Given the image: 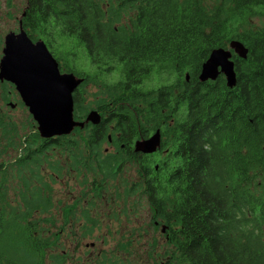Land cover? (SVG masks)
Returning <instances> with one entry per match:
<instances>
[{"label":"trees","instance_id":"obj_1","mask_svg":"<svg viewBox=\"0 0 264 264\" xmlns=\"http://www.w3.org/2000/svg\"><path fill=\"white\" fill-rule=\"evenodd\" d=\"M23 13L27 35L44 39L61 71L83 78L72 93L77 120L86 114L80 91L90 74L60 62L54 31L82 48L103 75L119 69L120 76L98 99L107 114L98 124L84 125L79 139L23 134L26 152L17 165L39 171L57 144L77 165V148L66 144L107 142L108 131L132 142L158 128L163 157L156 168H140L155 217L173 227L170 264H264V0H26ZM232 39L248 48L246 58L232 54L236 84L228 87L223 74L200 81L210 51ZM153 76L162 84L144 87ZM9 96L5 90L3 99ZM92 159L89 166L112 177L115 158ZM30 172L37 186L21 178L16 200L0 187V264H41L53 243L36 218L51 205L46 183Z\"/></svg>","mask_w":264,"mask_h":264},{"label":"rangeland","instance_id":"obj_2","mask_svg":"<svg viewBox=\"0 0 264 264\" xmlns=\"http://www.w3.org/2000/svg\"><path fill=\"white\" fill-rule=\"evenodd\" d=\"M25 4L26 0H0V57L4 36L11 30H17V19L20 17ZM125 22L126 18H123L122 23L125 24ZM52 37L54 38L52 43L54 54L64 66H74L80 70L83 76L90 74L88 75V79H90L86 81L80 91V93L83 92L85 113L94 109L98 111L100 116L106 117L107 114L99 110L100 102L98 99L105 94L106 84L114 83L119 79V69L103 75L95 66L90 64L83 49L76 47L70 38L60 37L56 31H54ZM41 40L44 41V39ZM162 82L163 80L158 76H153L144 84V87H158ZM9 83L4 84L0 81V170L3 169L6 172L4 174L0 173V182H2L0 187L4 189L2 185L5 184L6 196L14 197L16 200L22 196L21 193L17 192V190L20 192L22 189L21 178L27 177L30 180V186H37V182L33 180L35 176L30 170L38 172V177L46 183L45 191H48L51 195L49 196L51 205L45 211H36V218L40 217L43 220L40 222L42 228L46 232L51 231L54 238L50 248L46 250L47 253L45 252L41 264H85V261L93 262L100 252L106 255H114L116 259L122 263L125 262V264H131L128 262L130 256H134L135 260L139 261L138 264H160L174 250L172 233L170 229L162 230V226L166 222L157 217L155 218L154 213L144 200L139 202L136 195L120 198L119 194L122 193L120 191L122 187L112 180H109V182L112 181L111 185L108 188L106 187L107 194L105 198L98 199L96 196L94 197L92 195L94 194L93 189L89 188L88 182H86H90L93 176H87L84 172L82 174L75 172L67 174L60 169L67 162L66 156L62 158L59 167H57L60 172L56 171V174H58V177H56L50 166L58 158L52 150L46 153L48 158L41 161L39 171L33 166L20 168L17 165L18 158L26 152L21 145V136L23 138L25 136L23 134L37 131V124L28 112L27 107L21 102L16 90ZM5 90L10 93L6 101L3 99ZM9 102H12L13 106ZM108 126H110V123ZM3 129H10L12 135L8 136ZM79 130L81 129H75L72 132L75 139L80 138L81 132L85 133V131ZM152 131H149L147 135L151 134ZM107 134H111V131H108ZM115 135L112 137H115ZM10 139L16 143H10ZM133 140L132 143H134ZM106 150L111 151L110 146ZM157 161L154 160V162ZM55 164L57 165V163ZM125 166L124 174L130 178L135 176L138 179L135 190L143 191L140 172L136 176V163L128 161ZM84 192L89 199L94 201L88 207V213L95 222V227L89 234L84 232V220L81 215H78L77 211H74L73 215L70 212L68 213L67 218L70 219L69 221H62L58 217L54 221L55 224H58L56 227L49 224L53 221L54 215L60 210L59 207L54 205L53 200H75ZM116 192L119 193L115 195ZM132 205H136L133 213L122 211L123 207L130 208ZM108 218H111V220H108L109 226L105 224ZM91 243L94 245H90Z\"/></svg>","mask_w":264,"mask_h":264},{"label":"water","instance_id":"obj_3","mask_svg":"<svg viewBox=\"0 0 264 264\" xmlns=\"http://www.w3.org/2000/svg\"><path fill=\"white\" fill-rule=\"evenodd\" d=\"M1 51L0 81L14 85L36 122L40 137L67 135L75 127L100 122L101 116L94 109L86 113L84 120L75 119L72 93L83 78L73 72H61L57 60L43 40H32L21 27L19 32L9 31L5 34ZM233 53L246 58L248 48L237 39L230 40L227 47L213 48L201 65L199 80H215L219 74H223L226 85L234 86L236 72ZM160 143L161 132L157 128L148 137L135 140L134 148L150 153L156 151Z\"/></svg>","mask_w":264,"mask_h":264},{"label":"flooded vegetation","instance_id":"obj_4","mask_svg":"<svg viewBox=\"0 0 264 264\" xmlns=\"http://www.w3.org/2000/svg\"><path fill=\"white\" fill-rule=\"evenodd\" d=\"M25 7H26V4L24 6V9H25ZM24 9L22 10L20 17L17 19L18 27H17V30L14 32H19L20 28L22 27V16L24 14L23 13ZM233 61H234V59H233ZM61 72H67V71H61ZM78 88H79V86L76 87L75 90H77ZM85 115H84V117H85ZM82 120H84V118H82ZM101 120H102V116H101ZM153 132L154 131H152V133ZM115 134H117V135H115L116 136L115 139L111 138V134H107V137H108L107 142H102L99 144H90V143H85V142L73 143L71 145L66 144L65 147L77 148L79 150V151H77V149H73L76 151L75 154H77V156L79 157V162L77 163V165L74 164V160H73V158H71V155L73 154V153H71V151H69L67 149H63V147H62L63 145H58V144L57 145H51L52 146L51 150L53 151V154L55 153L57 155V158H58L55 162V163H57V165L55 163H53L52 165L56 167L57 172H60L59 168H57V167H59V165L62 161V158L64 156H66L67 162H66V164L62 165L60 167V169L64 170V172H66L67 174L73 173V172L82 174L84 172V174H86L87 176L88 175L93 176V178L90 180V182L89 181H86V182H88L89 188L93 189L92 192L94 194H92V195L94 197L96 196L98 199H101L103 197L105 198L106 194H107L106 187L108 188L111 185L112 181H116L122 187V190H120L122 193L119 194L120 198H122L124 196L129 197L131 195H136L139 199V202L141 200H144L147 203V205L149 206V209L152 210V212L154 213V216H155V209L149 203V201L147 199V193L144 191V189H143V191L139 190L140 192L138 190H135L138 179L135 178V176H133V178L126 176L124 174V170L126 169V166H125L126 162L129 161L131 163H136V168H135L136 176H137L138 172H140L141 177H142V184H144L146 177L142 173V169L140 168V166L141 165L146 166L149 163L150 168L152 166H154L155 168L157 167V164H156L157 162H154L153 158H155L156 160L159 161L163 157V153L160 149L161 143H160V147L156 151H153L150 153H144L141 151H136L134 148L135 140H137L139 138H134V140H133L134 143L125 142V141L122 142V141H120L121 134L120 133H115ZM151 134H149V135H151ZM142 138H145V137H142ZM164 140H165V136L161 133V142H163ZM109 146H110L111 151L106 150L107 148H109ZM91 147L99 148V151L91 152V151H89V148H91ZM100 155L103 158H105L106 156H110V157L115 158L116 165L114 168H112L110 170V174H112V177L104 178L102 175H103V172L105 169L101 170L99 167L93 169L92 166H89L90 162L94 161V163H96L95 162L96 160L92 159V157L100 156ZM53 174H55V176L58 177V174H56L55 171H53ZM109 180H112V181L109 182ZM118 193L119 192H116L115 195H117ZM45 194H46V196H51L48 191ZM134 201L138 202L137 200H134ZM93 202L94 201L92 199H89L87 197V194L85 192L83 194H81L80 196H78V198H76L75 200H71V201H69L67 199H65V200L64 199L53 200L54 205L59 207L60 210H58V212L54 215L53 221L49 222V224L52 225L53 227H56V225H58V224H55L54 221L58 217L62 221H65V222L69 221L70 219L67 218L68 213L70 212V214L73 215V212L77 211L78 215H81V218L84 220V225H83L84 232L86 234H89V231H91L95 227V222H94L93 218H91L89 213H88V207ZM92 207H93V205H92ZM130 208H131V210H130ZM130 208L129 207L128 208L123 207L122 211H124V210H125V212L131 211L133 213V209L136 208V205H132ZM107 215H109V213H107ZM132 217H131V219H132ZM108 220H111V218H108L106 220L105 224L107 226H109ZM114 221H116V220H114ZM155 224H157V222H155ZM116 225H117V223H116ZM171 228H173V227H171V225L169 223H165V225L162 226V230L163 229H166V230L170 229V231H171ZM90 245H94V244L91 243ZM171 258H172V254L165 257L160 262V264H170ZM128 262L131 264H138L139 263V261L135 260L134 256H130ZM85 264H125V262L122 263L121 261L116 259V256H114V255H106V254H103L100 252L93 262L85 261Z\"/></svg>","mask_w":264,"mask_h":264}]
</instances>
